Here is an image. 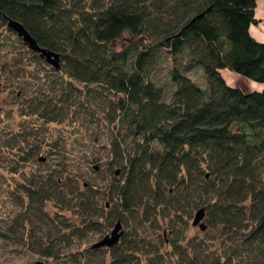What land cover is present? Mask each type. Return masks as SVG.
Returning <instances> with one entry per match:
<instances>
[{
	"label": "trees",
	"instance_id": "16d2710c",
	"mask_svg": "<svg viewBox=\"0 0 264 264\" xmlns=\"http://www.w3.org/2000/svg\"><path fill=\"white\" fill-rule=\"evenodd\" d=\"M259 1L0 0V50L4 33L17 35L7 24L12 19L40 46L62 55L61 70L48 65L55 75L50 87L21 89L23 99L15 95L25 116L41 121L40 128L88 127L97 118L99 131L109 133L106 165L113 179L99 192L65 164L27 181L23 167L12 168L22 179L15 193L25 212L34 208L45 217L53 203L78 219L64 228L50 219L59 234L65 231L58 239L70 249L46 242L39 256L54 264H264V42L252 35ZM3 58L0 88L8 81L15 90L26 74L24 59L14 49ZM164 60L174 85L169 98L152 74ZM195 69L204 84L188 75ZM224 70L263 88H235ZM75 99L79 110H90L87 120ZM11 135L6 154L15 153L24 167L66 154L59 139L30 142V134L26 145L21 131ZM106 198L110 204L102 202ZM201 208L205 231L193 226ZM17 220L2 219L0 241L19 243L13 238ZM118 222L124 234L112 248H93L96 242L86 250L73 247L90 229L112 233ZM191 227L198 231L189 236Z\"/></svg>",
	"mask_w": 264,
	"mask_h": 264
},
{
	"label": "rangeland",
	"instance_id": "374dc122",
	"mask_svg": "<svg viewBox=\"0 0 264 264\" xmlns=\"http://www.w3.org/2000/svg\"><path fill=\"white\" fill-rule=\"evenodd\" d=\"M258 13H260L259 16L262 17L261 14L263 13L260 11H258ZM258 24L259 28L253 30V34L256 37H259L260 31H264V20L259 19ZM4 36L6 45L0 50V59L4 60V53L10 49L12 51L14 49V54L16 53V55L24 59V68H26V70L22 69L21 71L26 72V74L21 73L20 75L23 78H17V86L15 85V90L10 86L11 84L8 81L3 83L0 88V226H4L2 219H6V217L10 215L12 218H17L18 223L26 222L27 226L26 228L17 226L18 223L16 222V225L13 228V230H15L13 238L18 240V244H8L2 240L0 241V264H36L38 261H42L44 264H54L52 260L45 259L39 256L38 253L47 246L46 242L53 243L56 247L66 248V252L69 251L70 244L67 240L64 239V242L61 243L58 239L59 236L65 233V231L59 234L55 226L57 225L64 228L67 223L73 224L74 222H78V219L71 213L60 212L53 203H49L45 207L44 212H47V216L45 217L39 211L38 214H35L34 208L33 210H30V213L25 212L26 208H23L20 196L15 193L18 188L17 186L22 179L19 174L12 173V168L19 169L23 167V170L25 171V179L27 181V179L34 174L46 173L48 169H53L54 166L59 169V164H65L66 166H69V169H73L80 175V177H82V183H90L95 186L97 189L96 191L99 192L101 188H104L109 184L108 182H110V179H113V176H109L106 165L109 156V133L107 131H99V127L101 126H99L97 118L94 120L96 122L93 121L94 124L92 126L88 125V127L87 125L81 127V123L71 126L69 123L65 122L63 124H42L43 126L40 128L41 121L36 122L30 114H27L26 117L25 112H23L24 107L22 103L23 101H21L23 99L22 96V99L20 98L21 100L15 98L17 92L22 89L28 93L29 90L31 92L38 90L39 87H43V89L45 87H50V83L55 79V75L50 70L51 67L48 66L40 56L37 58L31 55L28 51L25 52L21 50L18 46L17 35L12 37L8 33H4ZM11 38L13 39L11 40ZM27 49L29 50V48ZM19 52L22 53L19 55ZM38 59L42 61V63L39 62ZM169 68L170 65L164 60L161 61L152 72L153 80L160 87H164L167 98L170 97L174 88V85L171 83L168 76ZM188 75L197 83L204 84L203 73L200 69H195L188 73ZM223 77L231 86L238 89L241 88L245 92L261 91L263 88V85L248 80L230 70H224ZM22 90L20 92H22ZM78 103L79 99H75V110L78 113H82L84 115V120H87L88 118L86 115L88 116L90 114V110L80 109V111L77 106ZM93 106L99 112L103 110L98 101L94 102ZM34 121L37 124L35 126H33ZM19 131H21V135L23 136L22 141H25L26 139V145L29 143L27 135L30 134L33 136L30 137V142H32L31 140H36V142H38L43 136H45V140L48 141L52 138L59 139V144L64 146V152H66V154H64V156L55 154V156L53 155V158H49L48 161L42 165H40L37 160L31 161L24 167V164L20 159L16 160L15 158V161L13 160L15 153H12V156L6 154L9 150L7 151L6 147L3 146L5 142L12 143L13 140L11 139L13 137H10L12 136L11 134H16ZM97 131H99L100 135L94 136L93 138L92 135L97 133ZM35 134L36 136H34ZM45 140L42 143V147L43 151L47 152L49 150L48 146L45 144ZM98 158H102L103 162L95 161ZM95 166L100 167L98 172L94 170ZM101 192L103 193V191ZM102 199L103 198H101V200ZM102 202L104 204H110L111 199L106 198ZM100 205L99 215H102L105 213V210L100 208ZM50 219L55 220L56 225L51 223ZM191 223L192 221L190 222V225ZM90 230L89 237L85 241L74 243L73 247L80 246L81 249L86 250L95 242H98L106 235L111 234V232H107L106 234L101 233V235H95L96 232ZM197 231L198 228L194 229L191 227L189 236L196 234ZM165 238L168 239V236L165 235Z\"/></svg>",
	"mask_w": 264,
	"mask_h": 264
},
{
	"label": "water",
	"instance_id": "95a60500",
	"mask_svg": "<svg viewBox=\"0 0 264 264\" xmlns=\"http://www.w3.org/2000/svg\"><path fill=\"white\" fill-rule=\"evenodd\" d=\"M203 16L199 17L202 18ZM8 27L16 33L21 39L25 46H28V48L35 53L36 55L40 56V58L51 67L55 68L56 70H61V61H62V55L61 53H56L50 49H46L42 46H40L37 41L34 39L32 34L24 27L23 24L19 23L18 21L8 19ZM98 169V166L95 167ZM205 208H201L198 212L195 214V219L193 221V226L200 227L203 231L207 229L204 219H205ZM124 231H122V224L121 222H118L114 229L112 230V233L110 235H107L103 237L100 241L96 242V244L93 245V248L101 249L102 247H109L112 248L113 246L117 245L119 243V240L123 236ZM36 264H43L41 261L36 262Z\"/></svg>",
	"mask_w": 264,
	"mask_h": 264
},
{
	"label": "crops",
	"instance_id": "0c3cea01",
	"mask_svg": "<svg viewBox=\"0 0 264 264\" xmlns=\"http://www.w3.org/2000/svg\"><path fill=\"white\" fill-rule=\"evenodd\" d=\"M258 11H260L261 13H263L264 14V1H259V4H258V9H257V11H256V13H257V19H258V21H259V19L260 20H264V15L263 14H261L262 15V17H260L259 16V14L260 13H258ZM259 28V26H256V27H254L253 29H252V35L260 42H264V31H260L259 33V37H256L254 34H253V30H257ZM223 73V72H222Z\"/></svg>",
	"mask_w": 264,
	"mask_h": 264
},
{
	"label": "flooded vegetation",
	"instance_id": "af4514ba",
	"mask_svg": "<svg viewBox=\"0 0 264 264\" xmlns=\"http://www.w3.org/2000/svg\"><path fill=\"white\" fill-rule=\"evenodd\" d=\"M21 94H22L21 92H18V97H20V96H21Z\"/></svg>",
	"mask_w": 264,
	"mask_h": 264
}]
</instances>
